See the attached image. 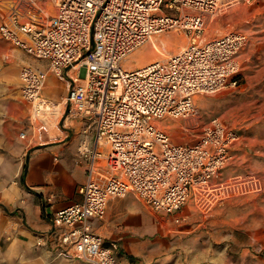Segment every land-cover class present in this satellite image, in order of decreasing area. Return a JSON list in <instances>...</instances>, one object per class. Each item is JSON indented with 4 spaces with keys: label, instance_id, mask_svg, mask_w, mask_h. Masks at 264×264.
Wrapping results in <instances>:
<instances>
[{
    "label": "built area",
    "instance_id": "built-area-1",
    "mask_svg": "<svg viewBox=\"0 0 264 264\" xmlns=\"http://www.w3.org/2000/svg\"><path fill=\"white\" fill-rule=\"evenodd\" d=\"M55 1L53 16L34 0L10 2L0 16V39L46 61L67 82V113L83 123L78 154L88 169L78 188L81 200L53 215L62 247L89 264H118L116 244L105 248L89 220H102L109 200L129 192L169 215L191 194L209 209L217 200L261 189L255 177L214 182L238 139L220 119H211L189 144H174L157 126L164 118L193 116L196 95L239 85L237 56L246 35L234 31L202 42L203 17L251 0ZM170 30L188 34L187 46L166 60L123 67L128 55ZM18 75L41 140L46 117L56 114V105L41 98L45 73L24 66Z\"/></svg>",
    "mask_w": 264,
    "mask_h": 264
},
{
    "label": "rangeland",
    "instance_id": "rangeland-1",
    "mask_svg": "<svg viewBox=\"0 0 264 264\" xmlns=\"http://www.w3.org/2000/svg\"><path fill=\"white\" fill-rule=\"evenodd\" d=\"M12 1L21 0H0V16L5 13L3 7ZM48 1L50 4L44 15L53 16L56 1ZM182 13L192 12L184 9ZM203 26L202 42L234 31L246 35L247 43L237 56L239 85L214 94H198L194 97L193 116L186 119L164 118L157 122V126L168 134L174 144H189L200 137L211 119H220L237 134L238 139L231 148V160L220 170L214 182L229 183L236 177L243 180L255 177L261 189L217 200L209 209L203 208L191 194L178 211L183 215L178 222L173 220L176 212L158 216L148 206L149 214L163 230L151 234L145 240L148 248L146 246L140 253L128 251L116 255L118 264H264V0L236 3L221 8L213 16L204 15ZM157 36L166 37L168 42L152 49L147 41L128 56L125 62L127 69L145 65L136 60L138 51L144 46H149L152 51L146 60L152 62L166 60L189 42V35L179 30L166 31ZM2 43L5 42L0 39ZM5 46L12 47L6 43ZM25 55L30 63L44 68L46 61ZM20 83L17 67L0 62V110L9 101L24 105L20 97ZM29 111V117L23 118L24 124L31 122V108ZM65 115H68L67 110L63 116L56 112L54 118H57L51 119L53 126L60 130ZM33 141L39 142L36 135ZM102 240L103 246L108 248L110 244Z\"/></svg>",
    "mask_w": 264,
    "mask_h": 264
},
{
    "label": "crops",
    "instance_id": "crops-1",
    "mask_svg": "<svg viewBox=\"0 0 264 264\" xmlns=\"http://www.w3.org/2000/svg\"><path fill=\"white\" fill-rule=\"evenodd\" d=\"M34 1L39 8L48 9L50 4L48 0ZM5 43L0 44V62L17 67L18 83L19 70L24 66L45 71L41 98L56 105L57 114L63 116L67 110V82L48 72L47 62L44 68H38L28 61L24 51ZM29 110L27 103L12 101L0 110V264H89L61 246L52 222L56 211L81 200L78 188L87 180L88 169L78 154L83 123L68 114L59 130L51 121L56 114L50 115L44 121L42 139L34 142L37 120L31 118L27 124L23 121L24 116L29 117ZM21 133L24 139L19 138ZM147 208L129 192L124 198L109 200L104 218L91 219L89 224L107 245L116 242L115 255L140 253L147 246L145 240L163 230ZM173 217L178 222L183 215L176 212Z\"/></svg>",
    "mask_w": 264,
    "mask_h": 264
},
{
    "label": "bare ground",
    "instance_id": "bare-ground-1",
    "mask_svg": "<svg viewBox=\"0 0 264 264\" xmlns=\"http://www.w3.org/2000/svg\"><path fill=\"white\" fill-rule=\"evenodd\" d=\"M162 42V43H161ZM165 42H168V40H166V37L164 36H157L155 35V37H151L149 39V43L148 45H150L152 47V49H158L160 44H164ZM150 47V48H151ZM152 51L149 50V46H144V49L138 51V54L136 55V60L138 63H140V65H143V64H148V62L150 63V61H146L148 60L147 58L151 55ZM132 54V53H131ZM130 54V55H131ZM128 55V56H130ZM128 56L124 59V61L122 62V65L124 68H128L126 65H125V62L127 61L128 59ZM128 63V62H127ZM140 68V67H139ZM45 83V82H44ZM168 124V123H166ZM166 124L164 126H166ZM172 124V123H171ZM170 124V125H171ZM169 125V124H168ZM163 126V125H162Z\"/></svg>",
    "mask_w": 264,
    "mask_h": 264
}]
</instances>
